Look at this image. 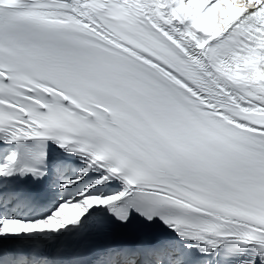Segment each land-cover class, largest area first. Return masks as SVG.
<instances>
[{
    "label": "snow or ice",
    "instance_id": "1",
    "mask_svg": "<svg viewBox=\"0 0 264 264\" xmlns=\"http://www.w3.org/2000/svg\"><path fill=\"white\" fill-rule=\"evenodd\" d=\"M0 264H264V0H0Z\"/></svg>",
    "mask_w": 264,
    "mask_h": 264
}]
</instances>
